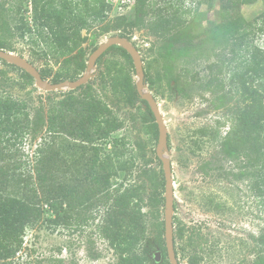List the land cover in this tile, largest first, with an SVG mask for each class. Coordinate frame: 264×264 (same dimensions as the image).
<instances>
[{
    "label": "rangeland",
    "instance_id": "obj_1",
    "mask_svg": "<svg viewBox=\"0 0 264 264\" xmlns=\"http://www.w3.org/2000/svg\"><path fill=\"white\" fill-rule=\"evenodd\" d=\"M0 1L6 2L5 8L15 3V0ZM108 1L111 8L107 19L113 20L120 15H126L130 20L133 18L135 0ZM152 2L179 6L181 11L200 14L201 23L197 30L202 31L208 27L206 17L219 21L222 0ZM237 13L251 23L245 43L264 48V33L258 29L264 14V0L242 3ZM150 14L146 17L150 18ZM20 16L32 23L29 3H24ZM22 32L25 33L24 37L20 36ZM121 33L122 30H114L99 35L94 44L88 39L83 44L86 52L84 59L89 58L94 46ZM30 37L28 32L16 29L12 39L16 51L12 53L26 58L40 72L44 70L48 75L45 79L47 83L53 84L52 77L57 72L74 68V64L66 59L35 58L32 54L35 47ZM127 39L139 50L145 71L153 75L157 71L162 72L163 55L169 48L168 40L157 39L147 28H134ZM178 45L175 43L171 49L173 55ZM245 45L237 48V60L243 58ZM231 58L232 53L225 49L217 50L209 61L190 58L184 62L181 59L174 66L175 74H180L190 84L187 86L188 93L178 92L173 82L169 84V76L166 75L163 80L155 81L154 88L143 80L140 99L135 101L130 99L127 91L113 90V79L119 72L130 75L134 85L140 82L134 62L132 67V63L117 48L100 56L91 70L87 71L86 67L75 78L63 81L77 80L86 74L85 83L78 89L67 86L44 88L36 82L30 84L22 76L21 67L0 61V95L7 94L25 100L32 116L39 106H45L47 112L50 106L56 105L69 94L79 98L90 94L92 99L100 100L110 110V113L98 115L96 123L86 124L91 132L89 139L84 137L78 114L68 110L61 125L54 131L47 133L42 130L35 136L29 134L23 141H16L13 146H9L10 159L6 162L12 165L13 161L19 165L11 173H15L17 179L28 178L30 183L26 189H36L37 195L42 198L40 204L43 212L42 218L26 229V248L20 251L21 256L14 264H117L116 253L99 230L111 200L105 202L102 199L104 195L98 194L87 207L77 206L73 209L64 206L61 213L65 211L73 214V217L65 222H55L53 208L44 196L47 193L46 186L56 183L69 188L97 189L100 184L94 178L103 172H110V190L123 183L122 188L137 185L144 196L151 193L153 170L161 172L163 167L162 161L156 158L157 139L149 123L144 121L146 106L141 101L144 92H150L156 98L168 129L169 149L166 155L172 162L175 191L173 214L179 263L190 264V258L196 256L197 264H254L260 250L259 234L264 226V209L253 189L255 177L248 175L255 168L247 165L248 159L243 155L237 158L227 155L221 145L233 124V112L239 104V94L231 92L228 87L218 95L193 89L194 81L207 76L206 66L209 62L220 60L221 65H226ZM219 76L225 77V74ZM111 117L118 119L122 125L108 136L101 137L95 131ZM41 149L52 155L59 164L45 185L39 181L38 169L43 155ZM105 154L112 157L118 155L129 166L133 165L132 170H120L115 175L108 167L103 168L100 157ZM23 184L24 181L14 183L9 191L20 195L26 190ZM143 210L149 211V207ZM148 224L147 240L140 248H151L152 253H163V248L154 243L157 230L151 217L148 218ZM167 261L165 258L164 263Z\"/></svg>",
    "mask_w": 264,
    "mask_h": 264
},
{
    "label": "trees",
    "instance_id": "obj_2",
    "mask_svg": "<svg viewBox=\"0 0 264 264\" xmlns=\"http://www.w3.org/2000/svg\"><path fill=\"white\" fill-rule=\"evenodd\" d=\"M253 1L255 0H222L219 21L206 17L208 27L202 31L197 30L201 23L200 14L181 11L179 6L160 5L152 0H135L131 20L126 15L117 16L113 20L107 19L111 8L107 0H15L11 8H5L6 2L0 1V48L15 52L16 48L12 42L14 32L16 29L28 32L35 47L32 52L35 58L66 59L74 64L73 69L59 71L52 77L53 83H61L67 78H75V75L86 69L89 58L84 59L86 52L83 44L88 39L94 44L99 35L114 30H122L119 35L129 38V33L134 28H147L157 39L168 40L169 48L163 55L162 72L157 71L153 75L146 70L145 82L154 88L156 80L161 81L168 75L169 84L173 82L181 94L188 93L187 86L190 84L180 74H175L174 66L179 60L185 62L190 58H204L209 61L217 50H230L232 58L227 64L221 65L220 60L209 62L206 66L207 76L194 81L193 89L218 95L228 87L231 92L239 94V104L233 112V124L221 145L227 155L235 158L243 155L248 159L247 165L255 168L248 175L255 177L253 189L261 199L264 209V48L245 43L247 29L251 23L237 13L242 3ZM26 2L29 3L32 13V23L24 16H20ZM148 14L150 18L146 17ZM258 29L264 33V14ZM20 36L24 37L25 33H20ZM175 43L179 45L173 55L171 49ZM243 44H246L244 56L237 60L235 53ZM97 46H94V49ZM114 48L119 49L120 54L134 67L131 55L122 46L113 45L104 54ZM0 61L15 67L1 58ZM20 69L22 76L30 84H34V78L23 68ZM221 74H225V77H220ZM41 75L44 79L48 76L44 70L41 71ZM113 80L114 92L123 89L129 93L132 101L140 99L137 85L132 83L130 75L119 72ZM141 101L146 106L144 121L149 123L158 139V127L153 112L146 100ZM44 107L39 106L32 116L25 100L7 94L0 95V264L16 263L15 260L21 256L20 251L26 248V229L34 226L43 215L41 196L37 195L36 189H26L30 183L28 178L17 179L15 173H11L12 170L18 169L19 165L13 161L12 165L6 162L10 159L9 146H13L16 141H23L29 134L35 136L42 130L47 133L54 131L61 125L68 110H74L78 114V122L84 137L89 139L91 132L87 125L96 123L98 115L110 113L105 104L95 98L92 99L87 93L82 98L69 94L56 105L50 106L47 112ZM121 125L118 119L111 117L99 125L95 132L101 137H106L118 130ZM42 151L38 171L40 184L45 185L59 164L52 155L44 153L41 149L40 152ZM156 158L158 159L157 156ZM100 163L103 168L108 167L114 171L115 175L120 170L131 171L133 166H129L128 162L118 155L112 157L108 154L100 157ZM21 181H24L23 187L26 190L20 195L12 194L9 191L10 187ZM94 181L100 184L97 189L69 188L60 183L46 186L47 193L44 199L53 208L54 221L65 222L73 217V214L65 211L61 213L64 206L73 209L77 206L87 207L98 194L104 195L102 199L105 202L111 200L112 203L99 230L108 246L116 253L117 264H171L164 237L163 170L161 172L153 170L151 193L147 196L141 194L137 185L122 188L121 183L114 190H110V172L95 176ZM144 207H149V211H144ZM149 217L152 218L157 230L154 243L163 248L162 260L159 263L153 260L151 248H140L147 240ZM174 219L173 215V222ZM174 238L176 248L177 232ZM259 244L260 250L254 264H264V226L259 234ZM165 258L168 260L167 263H164ZM190 264H197L196 256L190 258Z\"/></svg>",
    "mask_w": 264,
    "mask_h": 264
},
{
    "label": "water",
    "instance_id": "obj_3",
    "mask_svg": "<svg viewBox=\"0 0 264 264\" xmlns=\"http://www.w3.org/2000/svg\"><path fill=\"white\" fill-rule=\"evenodd\" d=\"M113 45L122 46L132 57L135 65L136 72L139 75V84L137 85L138 91L143 90V80L145 70L142 64V57L137 49V47L127 38L120 35H113L107 41L99 44L96 49H94L88 59L87 71L91 70L96 63V60L104 54L108 48ZM0 58L7 61L8 63L14 64L18 67L23 68L28 72L35 80L36 84L44 88H61L67 86L70 89H76L83 85L86 81V74L82 75L77 80H67L61 83H47L42 77L41 72L33 63L28 61L26 58L13 54L10 51H6L0 48ZM143 99L149 104L151 111L155 117V122L158 127V139L156 147V156L162 161L163 173L165 178V244L168 253V259L171 264H180L177 258L174 236H175V226L173 222V212H174V202H175V191L174 183L172 177V162L171 159L166 155L169 149L168 145V129L165 123L164 117L159 109L156 98L150 92H144ZM155 262H161L162 252L154 251L152 253Z\"/></svg>",
    "mask_w": 264,
    "mask_h": 264
},
{
    "label": "built area",
    "instance_id": "obj_4",
    "mask_svg": "<svg viewBox=\"0 0 264 264\" xmlns=\"http://www.w3.org/2000/svg\"><path fill=\"white\" fill-rule=\"evenodd\" d=\"M108 1V0H107ZM109 2V1H108Z\"/></svg>",
    "mask_w": 264,
    "mask_h": 264
}]
</instances>
